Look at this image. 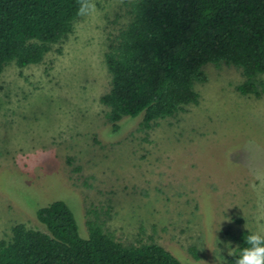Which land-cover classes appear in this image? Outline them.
I'll return each mask as SVG.
<instances>
[{
    "label": "rangeland",
    "instance_id": "rangeland-1",
    "mask_svg": "<svg viewBox=\"0 0 264 264\" xmlns=\"http://www.w3.org/2000/svg\"><path fill=\"white\" fill-rule=\"evenodd\" d=\"M133 1L93 0L42 63L0 75V241L17 224L47 232L37 211L61 200L83 238L96 221L124 246L234 264L237 235L264 231V95L243 97L239 68L207 64L199 105L151 130L124 118L115 133L100 102L111 90L105 54Z\"/></svg>",
    "mask_w": 264,
    "mask_h": 264
},
{
    "label": "trees",
    "instance_id": "trees-1",
    "mask_svg": "<svg viewBox=\"0 0 264 264\" xmlns=\"http://www.w3.org/2000/svg\"><path fill=\"white\" fill-rule=\"evenodd\" d=\"M79 0H0V75L44 61L74 30ZM132 20L105 54L111 90L100 102L116 133L124 118L143 117L151 130L188 106L200 104L197 83L207 64L239 68L243 97L261 99L264 82V0H134ZM47 232L17 224L0 241V264H185L157 243L124 246L89 221L83 238L71 208L58 200L37 211ZM251 233L242 230L238 247ZM239 254V248L237 254ZM234 256V260L236 258Z\"/></svg>",
    "mask_w": 264,
    "mask_h": 264
},
{
    "label": "clouds",
    "instance_id": "clouds-1",
    "mask_svg": "<svg viewBox=\"0 0 264 264\" xmlns=\"http://www.w3.org/2000/svg\"><path fill=\"white\" fill-rule=\"evenodd\" d=\"M78 14L81 16L91 15L96 10L93 0H79ZM246 247L239 248L234 264H264V231L249 233L245 239ZM228 255L233 256L235 250L228 245Z\"/></svg>",
    "mask_w": 264,
    "mask_h": 264
}]
</instances>
